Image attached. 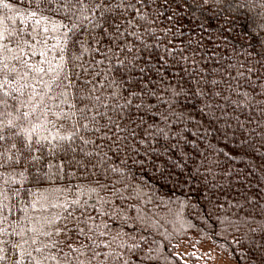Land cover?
I'll list each match as a JSON object with an SVG mask.
<instances>
[{"label": "snow or ice", "instance_id": "1", "mask_svg": "<svg viewBox=\"0 0 264 264\" xmlns=\"http://www.w3.org/2000/svg\"><path fill=\"white\" fill-rule=\"evenodd\" d=\"M230 7L231 0H0V264L153 260L155 250L144 235L152 227L141 203L144 185L132 182L133 169L145 166L141 147L148 153L153 140L169 134L180 91L171 90L169 107L160 112L151 99L158 93L121 73L137 67L144 72L133 45L148 47L143 38L157 37L159 26L152 25L161 16L168 22L162 35L179 37L186 20L194 32L207 27L208 12L222 18ZM109 20L115 30L105 49L99 36ZM232 26L225 18L220 36L227 39L225 30ZM124 36L133 37L131 43L118 39ZM252 41L242 45L252 62L233 65L229 74L241 86V78L251 87L249 75L264 77V34ZM171 47L165 53L173 63H179L176 57L189 59L184 53L192 45L175 53ZM58 156L77 170L91 166L94 182L52 187L45 194L13 179L27 181L32 174L34 183L59 181L66 166L53 163Z\"/></svg>", "mask_w": 264, "mask_h": 264}, {"label": "trees", "instance_id": "2", "mask_svg": "<svg viewBox=\"0 0 264 264\" xmlns=\"http://www.w3.org/2000/svg\"><path fill=\"white\" fill-rule=\"evenodd\" d=\"M225 18L233 22L232 28L225 30L227 39L220 36ZM167 23L161 16L152 25L159 27L155 39L151 35L143 38L148 47H141L140 42L133 45L144 72L137 67L130 74L121 73L138 81V87L146 83L157 92L151 99L160 112L168 109L171 90L180 91L175 97L176 115L167 124L169 134L153 140L148 153L141 147L145 166L133 169L136 180L132 182L144 185L146 199L141 203L152 225L151 231L144 233L155 250L148 264H207L212 258L201 259L200 250L205 247L234 264H264V77L249 75V87L248 81L241 78V86L229 75L233 65L252 62L248 60L250 49L242 45L264 34V0H231L222 18L207 13L203 20L206 28L190 31L186 20L179 37L162 35ZM104 26L99 46L107 49L112 39L108 33L115 29L111 20ZM99 31L97 28L93 35ZM84 35L82 32V38ZM201 37L202 43L197 44ZM118 39L131 43L133 37ZM188 45L199 47V51L189 48L184 53L187 61L176 57L179 63H173V56L165 53L166 47L175 53ZM164 60L165 66L160 67ZM213 79L219 84H210ZM244 93H248L247 102ZM53 163L66 167L59 181L54 179L51 185L32 182V174L27 181L13 179L30 192L45 194L52 187L83 186L95 180L91 166L87 171L77 170L59 156ZM24 198L22 190L19 199ZM16 199L11 197L9 203ZM183 247L189 251L184 253Z\"/></svg>", "mask_w": 264, "mask_h": 264}, {"label": "rangeland", "instance_id": "3", "mask_svg": "<svg viewBox=\"0 0 264 264\" xmlns=\"http://www.w3.org/2000/svg\"><path fill=\"white\" fill-rule=\"evenodd\" d=\"M184 253L189 251L188 247H183ZM201 252V259H204L205 256L209 255L212 258V261L208 262L207 264H234L233 262L229 261L227 258L219 255L211 250L209 247L202 248ZM208 253V254H207Z\"/></svg>", "mask_w": 264, "mask_h": 264}]
</instances>
